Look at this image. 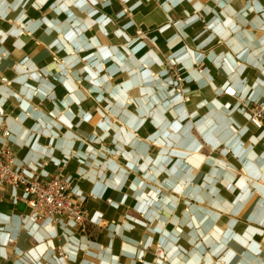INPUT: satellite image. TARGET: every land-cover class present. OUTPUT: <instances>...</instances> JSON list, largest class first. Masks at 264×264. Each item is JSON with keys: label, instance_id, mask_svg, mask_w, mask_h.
<instances>
[{"label": "crops", "instance_id": "0c3cea01", "mask_svg": "<svg viewBox=\"0 0 264 264\" xmlns=\"http://www.w3.org/2000/svg\"><path fill=\"white\" fill-rule=\"evenodd\" d=\"M20 1L0 0V124L14 167L62 170L88 221H33L3 185L0 264L264 261V126L243 106L264 100V0Z\"/></svg>", "mask_w": 264, "mask_h": 264}, {"label": "built area", "instance_id": "2783aa9c", "mask_svg": "<svg viewBox=\"0 0 264 264\" xmlns=\"http://www.w3.org/2000/svg\"><path fill=\"white\" fill-rule=\"evenodd\" d=\"M138 35L142 37L145 34L138 30ZM22 68L27 71V77L31 80L33 76L28 72L27 67L22 65ZM199 72H202V69H199ZM170 75L176 91L183 95L185 101L189 100L184 94L182 73L176 68H172ZM11 82L10 78L0 73V88L10 86ZM243 106L246 108L251 122L258 126H264V100L245 103ZM9 137L10 131L0 124V187L3 185L19 186L28 194L27 203L33 221L48 220L52 224L73 221L84 227L88 221V213L83 198L71 193V178L65 175L62 170L53 173L49 178H41L36 174L30 176L22 170L16 169ZM64 165L65 162L61 163V169ZM55 249L60 257L67 258L62 244H57ZM158 250H160L159 246Z\"/></svg>", "mask_w": 264, "mask_h": 264}, {"label": "rangeland", "instance_id": "374dc122", "mask_svg": "<svg viewBox=\"0 0 264 264\" xmlns=\"http://www.w3.org/2000/svg\"><path fill=\"white\" fill-rule=\"evenodd\" d=\"M22 1V0H21ZM20 1V2H21ZM17 8V7H16ZM142 33H144L145 34V32H143V31H141ZM147 36H148V34H145L144 36H142V38L141 39H143L151 48H155V46H156V44H154V42H153V40H151V39H148L147 38ZM122 42V41H121ZM124 42V41H123ZM127 45V44H126ZM125 46V45H124ZM164 64H165V68H166V70L170 73V71H172V68L173 69H175V67L173 66V64L169 61V60H165L164 61ZM115 99V101L116 102H114L113 101V104L114 105H116V106H119V104H118V102H117V100H119L118 98H114ZM183 100L185 101V98H183ZM188 101V100H187ZM108 112V114H110V115H113L114 117V119L115 120H119V118H117V116H115L113 113L111 114L109 111H107ZM217 151V150H216ZM228 149H220V150H218L217 152H221L222 154H221V157H225V159H222L223 161H226V156H227V154H228ZM226 154V155H225ZM223 155H225V156H223ZM227 168H230L231 169V166L229 165V164H227ZM227 178V177H226ZM187 185L186 184H182V189H185V187H186ZM230 186V185H229ZM230 187H228V190H231V188L229 189ZM227 196L229 195L228 194V192L227 193H225ZM180 198H181V200L180 201H185L184 199H182L183 198V196H186V194H184V193H180ZM227 199H229L230 201H231V198H227ZM207 200V199H206ZM216 201V200H215ZM218 201V200H217ZM220 201H223V203H226V207H231L232 205L231 204H229L228 203V200H225V199H220ZM189 202L188 201H185V204L183 205V207L185 208V210H184V212L186 213V214H188V213H192V211H191V209H190V207H189V204H188ZM207 204H209V206H216L217 204H216V202H214V200H207V202H206ZM205 203V204H206ZM188 204V205H187ZM226 216H228V215H224V217L225 218H227ZM183 218H185V216H183V215H181V217H180V220H182ZM262 244L264 245V238H263V240H262ZM162 251H163V255H165L164 254V252H165V250L162 248ZM245 257H244V255H243V263H245V264H264V261L263 260H261L260 258H257L256 260H251V261H249V260H246V259H244ZM248 259V258H247Z\"/></svg>", "mask_w": 264, "mask_h": 264}]
</instances>
